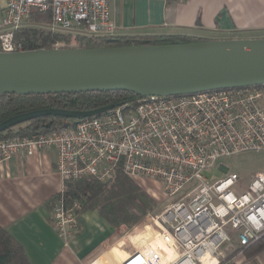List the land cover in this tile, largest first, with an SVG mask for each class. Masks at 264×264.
Instances as JSON below:
<instances>
[{
    "label": "built area",
    "instance_id": "1",
    "mask_svg": "<svg viewBox=\"0 0 264 264\" xmlns=\"http://www.w3.org/2000/svg\"><path fill=\"white\" fill-rule=\"evenodd\" d=\"M109 1L0 0V51L25 50L16 32L33 9L51 11L52 22L44 25L51 31L119 36ZM48 149L57 153L64 186L90 177L108 183L119 170L160 184L168 203L146 216L155 218L175 252L161 264H229L231 253H243L264 235V169L247 185L236 172L216 180L205 175L223 158L264 150V85L142 96L49 132L2 135L0 163ZM64 186L50 211L57 236L69 246L79 230L81 205L67 204ZM116 246L87 264H153L142 252L112 262L108 252Z\"/></svg>",
    "mask_w": 264,
    "mask_h": 264
},
{
    "label": "crops",
    "instance_id": "2",
    "mask_svg": "<svg viewBox=\"0 0 264 264\" xmlns=\"http://www.w3.org/2000/svg\"><path fill=\"white\" fill-rule=\"evenodd\" d=\"M112 19L121 35L188 34L208 39L264 36V0H110ZM55 149L17 155L0 163V225L22 246L30 264H87L107 247L112 262L129 253L169 261L162 228L145 217L120 237L98 210L84 211L79 230L65 245L51 223V199L64 186L56 171ZM233 264H264V248L253 257L233 254Z\"/></svg>",
    "mask_w": 264,
    "mask_h": 264
},
{
    "label": "water",
    "instance_id": "3",
    "mask_svg": "<svg viewBox=\"0 0 264 264\" xmlns=\"http://www.w3.org/2000/svg\"><path fill=\"white\" fill-rule=\"evenodd\" d=\"M250 85H264L262 37L0 51V95L123 90L142 97ZM114 106L37 108L1 121L0 132L42 116L94 117Z\"/></svg>",
    "mask_w": 264,
    "mask_h": 264
},
{
    "label": "trees",
    "instance_id": "4",
    "mask_svg": "<svg viewBox=\"0 0 264 264\" xmlns=\"http://www.w3.org/2000/svg\"><path fill=\"white\" fill-rule=\"evenodd\" d=\"M51 11L41 12L33 9L27 21L35 25H25L17 30L16 37L21 40L25 50L39 48H95L144 44H173L176 42H195L206 40L188 34H128L114 37H90L79 34L51 31L44 28L52 22ZM73 38V41H72ZM71 41V42H70ZM74 42V43H72ZM139 96L130 91H87L56 94H3L0 95V122L14 115L45 108H58L89 111L108 104L118 105L125 101H135ZM77 119L63 116H42L0 132V136L9 134L30 135L37 132H49L52 129L77 122ZM63 197L68 205L75 201L81 205L80 214L95 209L113 226L136 224L147 214L159 211V204L142 189L133 178L119 170L116 177L108 183L95 178H81L65 182ZM54 198L50 205L52 208ZM81 216V215H80ZM80 221V218H79ZM264 248V235L244 247L243 253L253 257ZM23 246L0 225V264H30ZM240 249L234 251L237 254ZM226 261L222 262L224 264ZM232 264V263H230Z\"/></svg>",
    "mask_w": 264,
    "mask_h": 264
},
{
    "label": "rangeland",
    "instance_id": "5",
    "mask_svg": "<svg viewBox=\"0 0 264 264\" xmlns=\"http://www.w3.org/2000/svg\"><path fill=\"white\" fill-rule=\"evenodd\" d=\"M28 24L36 26V24L27 21L26 25ZM214 165L215 166L213 168L205 171V175L207 176V178L216 180L219 177L221 178V176H224L228 172H233V173L236 172L242 178L241 180L242 185H247L250 182L251 175L255 174L257 171L264 169V150L245 151V152L237 153L232 156L219 160ZM134 181H136L142 187V189H144L147 192V194L151 195L153 199H155V201L159 204L158 205L159 211L151 212L152 214L159 213L162 209L166 207L165 205H167L168 201L165 199L162 190L159 188L160 184L157 181L147 178H140V179L138 178V179H134ZM246 188L247 186H243L240 189L243 190ZM145 217L146 216H144L139 220L141 221L142 219H145ZM140 221H138L136 224H138ZM136 224H133L132 226H128L124 224L123 228L119 232V234L121 235L120 237H122L125 234L124 232L130 230ZM242 254L246 255L247 257L246 252Z\"/></svg>",
    "mask_w": 264,
    "mask_h": 264
},
{
    "label": "bare ground",
    "instance_id": "6",
    "mask_svg": "<svg viewBox=\"0 0 264 264\" xmlns=\"http://www.w3.org/2000/svg\"><path fill=\"white\" fill-rule=\"evenodd\" d=\"M146 217H148V216H146ZM152 217V216H151ZM155 219V218H154ZM164 240H165V238H164ZM165 242H166V245L168 246V248H169V250L171 251V253H172V257L173 256H175V252H174V249L172 248V246L170 245V243L169 242H167L166 240H165ZM139 251V248H137V250H136V252H138ZM153 256L152 255H149L147 258L150 260V262H152L153 264H160L156 259H154V258H152ZM172 259V258H171ZM163 261V260H162Z\"/></svg>",
    "mask_w": 264,
    "mask_h": 264
}]
</instances>
